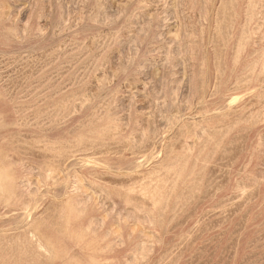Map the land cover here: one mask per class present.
<instances>
[{"label":"rangeland","instance_id":"374dc122","mask_svg":"<svg viewBox=\"0 0 264 264\" xmlns=\"http://www.w3.org/2000/svg\"><path fill=\"white\" fill-rule=\"evenodd\" d=\"M0 264H264V0H0Z\"/></svg>","mask_w":264,"mask_h":264}]
</instances>
